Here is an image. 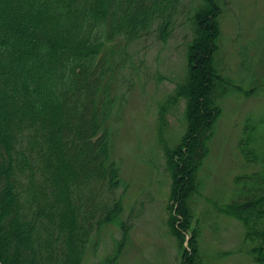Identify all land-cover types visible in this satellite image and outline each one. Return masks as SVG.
<instances>
[{"label":"trees","instance_id":"obj_1","mask_svg":"<svg viewBox=\"0 0 264 264\" xmlns=\"http://www.w3.org/2000/svg\"><path fill=\"white\" fill-rule=\"evenodd\" d=\"M177 3L0 0L1 264H83L92 232L119 214V200L108 203L100 195L101 187L113 190L119 178L107 131L97 134L111 102L103 83L111 77L105 67L111 56L107 43L130 42L153 26L165 33ZM220 12L218 0H197L188 15L186 77L177 86L186 98V126L180 144L166 148L169 198L177 203L168 205L169 221L179 238L189 229L188 199L197 191L195 174L221 112L213 95L220 77L214 64ZM75 116L80 119L74 121ZM254 184L221 210L245 224L247 237L262 239L252 251L264 264V175ZM189 245L192 251L184 250L181 264H198L196 245Z\"/></svg>","mask_w":264,"mask_h":264},{"label":"rangeland","instance_id":"obj_2","mask_svg":"<svg viewBox=\"0 0 264 264\" xmlns=\"http://www.w3.org/2000/svg\"><path fill=\"white\" fill-rule=\"evenodd\" d=\"M196 1L178 0L165 33L153 26L130 42L107 43L111 56L105 67L111 77L103 83L111 102L97 134L107 131L119 178L113 190L101 187L100 195L108 203L118 199L120 206L114 219L92 232L83 264H104L108 257H115L111 264H181L191 243L198 264H259L252 249L262 239L247 237L245 224L221 207L241 200L264 175V0H218L214 64L220 77L213 95L221 112L195 174L198 188L188 199L192 217L182 239L169 221L168 205L177 203L169 198L166 148L180 144L186 126V98L178 87L186 77L188 15ZM2 238L11 249L8 236Z\"/></svg>","mask_w":264,"mask_h":264},{"label":"water","instance_id":"obj_3","mask_svg":"<svg viewBox=\"0 0 264 264\" xmlns=\"http://www.w3.org/2000/svg\"><path fill=\"white\" fill-rule=\"evenodd\" d=\"M1 264V263H0Z\"/></svg>","mask_w":264,"mask_h":264}]
</instances>
